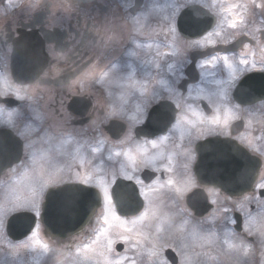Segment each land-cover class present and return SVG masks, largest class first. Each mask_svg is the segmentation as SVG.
Listing matches in <instances>:
<instances>
[{
	"label": "flooded vegetation",
	"instance_id": "1",
	"mask_svg": "<svg viewBox=\"0 0 264 264\" xmlns=\"http://www.w3.org/2000/svg\"><path fill=\"white\" fill-rule=\"evenodd\" d=\"M262 3L0 0V145L9 151L7 166L25 162L14 173L7 166L0 170V205L26 195L23 203L29 211L39 212L23 241L37 235L62 250L77 236L90 234L106 200L121 220L147 213L144 225L182 223L197 237L190 253L219 256L225 231L232 232L233 242L249 243L253 254L263 252L264 241L247 229V216L264 210V9L256 6ZM233 4L242 7L225 13L224 7ZM241 14L247 35L245 29L220 26L223 16ZM242 42L251 47L243 49ZM242 51L249 55L242 56ZM213 55L220 58L213 60ZM240 59L249 64H240ZM249 76L257 77L251 89L239 90ZM217 116L221 122L210 123ZM221 137L236 141L261 162L252 188L238 198L210 186L197 173L198 146ZM138 147L147 151L141 155ZM123 153L135 157V167ZM85 177L87 184L81 183ZM168 180L173 184L167 185ZM65 186L94 189L102 205L81 234L52 238L44 233L39 216L47 194ZM192 196L195 207L189 204ZM116 200L141 205V210L121 216ZM237 212L243 217L241 233L235 232ZM209 234L214 245L203 241ZM2 236L0 214V242ZM147 241L138 235L132 242L142 251L138 259H148ZM118 243L123 250L113 251L117 256L131 247L123 240L115 247ZM76 244H70V252ZM158 249L162 264H174L167 250L181 264L184 255L172 245Z\"/></svg>",
	"mask_w": 264,
	"mask_h": 264
},
{
	"label": "rangeland",
	"instance_id": "2",
	"mask_svg": "<svg viewBox=\"0 0 264 264\" xmlns=\"http://www.w3.org/2000/svg\"><path fill=\"white\" fill-rule=\"evenodd\" d=\"M25 196L19 195L17 198L12 196L11 199L5 200L0 205L3 233L0 242V264H96V261H99V264H103L104 258L100 257L98 253L108 247L109 241H111L112 251L106 253V256L109 259L118 258L122 261V264H132L133 261H135V264H162V258L158 256V248L167 244L172 245L181 255H184L182 259L183 264H264V251L253 254L251 252L252 246L249 243L243 241H240V243L233 242L231 231H225L221 234V254L219 256L216 253L212 255L210 253L188 252L190 248L197 245V237L195 234L190 236L184 228L182 232L179 231L181 225H183L182 223L175 224L158 220L156 222L151 221L152 224L144 225L139 219H135L138 223L131 232H128L126 228L132 227L131 221L133 220L126 221L119 219L106 205V200L100 217H97L98 220L91 227L90 234L85 237L80 235L75 239L77 244L74 251L70 252V244L76 242L68 243L63 248L65 250L62 248L60 250V246L56 243H47L39 239L37 235L30 237L24 242L11 243L7 241L4 235L5 223L10 215L18 211L13 210V206L23 204ZM244 202H239L241 209H244ZM105 219H107V223H105ZM247 219L249 225L255 224L253 227L248 225L247 229L249 233L264 241V210L263 212H251L247 216ZM149 229L151 232H149ZM94 233L95 237L92 238ZM138 235L142 239L148 240L147 244L150 248L145 250L147 251L146 255L148 259H138L142 251L141 249L138 250L136 244H132ZM149 235H151L150 238ZM208 236L206 235L205 237ZM211 236L210 239H203L204 243L211 242L210 245H214V237ZM125 237H127V240H125ZM218 239L220 242V238ZM119 240L128 242L131 244V247L126 249L123 254L117 256L113 254V251H115V244ZM224 241H227L228 244H234L236 247L229 249ZM246 250L247 254H245Z\"/></svg>",
	"mask_w": 264,
	"mask_h": 264
},
{
	"label": "water",
	"instance_id": "3",
	"mask_svg": "<svg viewBox=\"0 0 264 264\" xmlns=\"http://www.w3.org/2000/svg\"><path fill=\"white\" fill-rule=\"evenodd\" d=\"M255 76L245 78L239 90H250ZM238 96V94H236ZM259 96L260 95L259 93ZM200 154L197 173L201 180L221 190L232 197L243 196L256 181L260 163L248 156L246 151L236 142L229 139H211L198 147ZM9 151L0 145V164L8 159ZM5 165H0V170ZM264 196L263 193H261ZM189 204L196 206L195 200ZM117 211L122 216H133L140 212L141 205L133 206L125 201H117ZM101 204L100 194L94 189L84 186H65L49 192L41 215L45 233L54 238L66 239L81 233L90 223L96 209ZM198 211L197 209H194ZM237 231H242V217L236 214ZM35 223V215L29 212L17 213L10 217L7 233L13 240H21L31 233ZM116 249L122 251L123 245ZM167 256L178 263L172 250H167Z\"/></svg>",
	"mask_w": 264,
	"mask_h": 264
},
{
	"label": "snow or ice",
	"instance_id": "4",
	"mask_svg": "<svg viewBox=\"0 0 264 264\" xmlns=\"http://www.w3.org/2000/svg\"><path fill=\"white\" fill-rule=\"evenodd\" d=\"M214 3H215V0H214ZM253 3H254V0H253ZM215 6L219 7L220 5L217 4V5H215ZM256 6L259 7V8L264 9V3H262V4H260V5H256ZM208 7H209V10H210L211 7H212V5H210V6H208ZM241 7H242V5H240V4H233V5H231V6L224 7L223 10H224L225 13H228V14L230 15V14L233 13V11H234L235 9H239V8H241ZM229 15H225V16L222 17V22H223V23H222L220 26L223 27V24H227V26L230 27V28L233 29V30L245 29V30L243 31V34H244V35H247V31H246V21H245L243 15L241 14V15L239 16V18H231V19H229ZM216 35L219 36L220 33L217 32ZM252 39L255 40V37H252ZM232 42H234V41H232ZM195 46H196L197 48H199L200 43L197 41ZM250 47H251V45H250L249 43H243V42H242V48H243V49H249ZM261 52L264 53V48H261ZM241 55H242V56H247V55H249V53H248V52H244V51H242V52H241ZM253 55H254V53H253ZM219 58H220V57L213 55V60H215V59H219ZM222 59H223L225 62H227V60H228V56H227V55H224V56L222 57ZM260 62H261L262 65H264V55H262V58H261V61H260ZM239 63L242 64V65H248V64H249V61H248V59H240V60H239ZM230 67H231V66H230ZM251 67H253V68L255 67V63H254V62L252 63ZM261 70L264 71V67H262ZM176 107L179 108V105H176ZM200 122L203 123L204 121L201 120ZM220 122H221V121H220V118H219L218 116L215 117L214 119H212V120L210 121V123H212V124H219ZM224 123H227V119L224 121ZM166 139H167L166 137L163 138V140H166ZM163 140H162L161 142H163ZM151 146H152L153 148H156V147H157V142H156V141H152V142H151ZM28 147H29V145H25V148H26V149H27ZM94 151H95V149H94ZM137 151H138L141 155H143V154L147 151V149H145V148H143V147H138V148H137ZM115 155H116V156H120L121 153H120V152H116ZM123 155H125V156L127 157V159L132 163L133 167L136 166V159H135V157L129 155L128 153H123ZM109 159H111V157H109ZM32 162L35 163V157H34V156L32 157ZM144 162L147 163V164H150V163H151V162L148 161L147 159H146ZM24 163H25V162H24L23 160H20V161L17 162V163L10 164V165L7 166L6 171H7L8 173H14V172L17 171V169H18L19 167L23 166ZM169 170H170V169H169ZM126 178L129 179V180L132 179L131 176H128V177H126ZM81 183L87 184V183H88V178L85 177V179H83V180L81 181ZM166 183H167V185H172V184H173V181H172V180H168ZM260 187H261L262 189H264V184H261ZM106 195H107V193H106ZM254 198H255V197H253V199H254ZM13 210L29 211V210H31V209L28 207V203L25 202V203H23V204L14 205V206H13ZM35 214H36V215H39V212L37 211ZM146 217H147V213H145L144 215L140 216V217H139V221L142 222L144 219H146ZM107 222H108L107 219H105V223H107ZM233 222H234V221H233ZM137 223H138L137 220H133V221H131L132 227H131V228H126V231L131 232V231L133 230V228L136 226ZM179 231H181V232L183 231V225H181ZM249 235H252V233H249ZM203 238H204V239H210V234H209L208 237H203ZM125 240H127V237H125ZM224 243H226V244L228 245V248H229V249H234V248L236 247V245L228 244L227 241H224ZM111 251H112V249H111V241H109V245H108V247L105 248L103 251H100V252L98 253V255H99L100 257H103V258H104V260H103V264H122V261H121L120 259H118V258H116V259H109V258L106 256V253H110ZM245 254H247V250L245 251ZM96 264H99V261H96ZM132 264H135V261H133ZM165 264H167V262H165ZM181 264H183V261H181Z\"/></svg>",
	"mask_w": 264,
	"mask_h": 264
},
{
	"label": "bare ground",
	"instance_id": "5",
	"mask_svg": "<svg viewBox=\"0 0 264 264\" xmlns=\"http://www.w3.org/2000/svg\"><path fill=\"white\" fill-rule=\"evenodd\" d=\"M8 161H9V159H6V160H4L3 163H1L0 165L3 166V165H4L6 162H8Z\"/></svg>",
	"mask_w": 264,
	"mask_h": 264
}]
</instances>
